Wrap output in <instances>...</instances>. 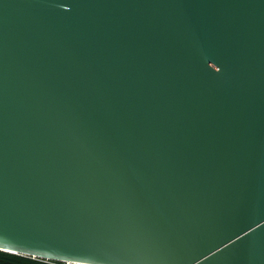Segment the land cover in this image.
Returning a JSON list of instances; mask_svg holds the SVG:
<instances>
[{
	"label": "water",
	"instance_id": "water-1",
	"mask_svg": "<svg viewBox=\"0 0 264 264\" xmlns=\"http://www.w3.org/2000/svg\"><path fill=\"white\" fill-rule=\"evenodd\" d=\"M0 250L264 264V0H0Z\"/></svg>",
	"mask_w": 264,
	"mask_h": 264
},
{
	"label": "trees",
	"instance_id": "trees-1",
	"mask_svg": "<svg viewBox=\"0 0 264 264\" xmlns=\"http://www.w3.org/2000/svg\"><path fill=\"white\" fill-rule=\"evenodd\" d=\"M0 264H66L57 261H45L20 254L0 250Z\"/></svg>",
	"mask_w": 264,
	"mask_h": 264
},
{
	"label": "rangeland",
	"instance_id": "rangeland-1",
	"mask_svg": "<svg viewBox=\"0 0 264 264\" xmlns=\"http://www.w3.org/2000/svg\"><path fill=\"white\" fill-rule=\"evenodd\" d=\"M33 258V257H32Z\"/></svg>",
	"mask_w": 264,
	"mask_h": 264
}]
</instances>
